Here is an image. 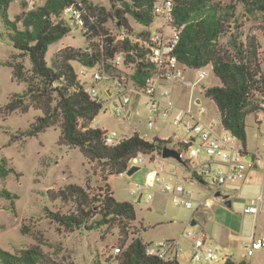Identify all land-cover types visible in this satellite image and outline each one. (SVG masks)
Returning <instances> with one entry per match:
<instances>
[{"label": "trees", "instance_id": "1", "mask_svg": "<svg viewBox=\"0 0 264 264\" xmlns=\"http://www.w3.org/2000/svg\"><path fill=\"white\" fill-rule=\"evenodd\" d=\"M13 0H0V17L7 27V34L16 52L8 65L12 79L26 85L23 92H15L2 107L3 115L31 109L42 113L35 117L28 136H37L48 128L58 126V143L69 148H79L90 162L102 164V179L123 174L131 158L139 154L162 155L171 139L155 137L147 140L139 133L122 139L117 144L105 142L104 131L91 126L96 116L104 110L102 101L93 100L80 82L73 61L94 67L105 64L110 73L125 74L138 84H144L153 65L148 51L131 40L135 34L147 32L133 26L131 19L141 26L153 20L157 0L119 1L120 7L107 9L90 0H45L33 8L15 14L12 20L9 9ZM245 13L258 17L264 28V0H234L224 4L218 0H175V16L184 25L176 53L182 63L199 69L213 64V72L220 84L207 87L205 95L211 98L219 111L223 127L241 142L247 153V116L264 110V70L261 44L258 37L242 30L237 15L238 5ZM24 5H27L24 2ZM68 8L81 11L85 30L82 34L88 49L67 46L60 49L51 65L46 60L49 47L71 32L66 20ZM115 23L118 33L108 28ZM230 32V40L222 38ZM124 35L118 39V35ZM117 55L123 56L121 66L113 65ZM25 59H28L27 66ZM185 146V145H182ZM13 168L6 159L0 160V178H6ZM100 194H92L89 186L69 183L58 190L48 191L52 201L71 205L69 212L48 210L53 221L67 230L95 228L109 224L120 234L121 252L108 264H180L177 259H164L150 255L145 242L137 231V213L133 202L119 201L110 184L101 187ZM11 198L15 194L3 191ZM97 215H100L97 218ZM96 217V218H94ZM93 218V223L88 224ZM23 232L25 228L23 227ZM45 253L39 245L22 249L18 254L0 247L2 264H42ZM225 264H247L228 257Z\"/></svg>", "mask_w": 264, "mask_h": 264}, {"label": "rangeland", "instance_id": "2", "mask_svg": "<svg viewBox=\"0 0 264 264\" xmlns=\"http://www.w3.org/2000/svg\"><path fill=\"white\" fill-rule=\"evenodd\" d=\"M36 5L42 4L45 0H35ZM94 4L104 6L110 9L120 7L119 1L110 0H90ZM224 4H229L234 0H218ZM26 0H13L9 9V15L12 20L15 14L22 12ZM237 15L243 24L242 30L246 33L255 34L261 44V57L264 63V28L263 23L258 17L247 15L242 4L238 5ZM71 12L65 13V17L71 26V32L51 44L46 54V60L49 65L52 64L56 53L67 46L88 49V43L82 34V26L75 24L70 19ZM133 26L141 28L131 19ZM108 28L114 33H118L115 23L110 22ZM222 38V42L227 43L230 40V32ZM16 52L12 42L7 34V27L0 17V160L6 159L8 166L13 171L6 177L0 178V247L14 254H18L22 249L39 245L44 253L45 258L42 264H108L115 261L114 249L121 248L119 240L120 234L117 228L109 224L96 226L88 229L86 227L67 230L53 221L48 214V210L63 213L71 210V205H65L60 201H52L49 198L48 191L51 189L58 190L69 183L88 185L92 194H100L101 187L104 184H110L116 198L119 201L133 202L137 213V231L145 242L157 243L166 237H177L182 240L183 257H180L181 264H198L191 260L189 247L190 241L186 240L183 232L197 230L206 232L215 244L223 246L229 241V235L223 231L224 227L230 228L231 232L250 233V229L255 222V216L241 214V210L235 206L221 209L219 203L212 204L205 215V223L199 222L192 226V219H196L194 209H189L182 204H177L173 196L164 192L160 187L145 188L141 201L138 196L132 194V188L136 184L145 185L147 175L151 170H159V173L165 175L168 181H180L195 191L196 197H213L210 188L201 186L197 182L191 184L186 177L184 167L173 158L153 157L152 160L146 156L144 162L140 163L141 167L133 175L114 174L110 175L108 181H103L102 164L95 161L90 162L79 148H69L58 143L60 128L53 126L46 131L35 136H28L27 132L31 129V124L35 117L41 114V111L31 109L27 113L16 111L8 115H3L2 107L8 103L10 96L15 92H23L26 85L18 83L12 79V68L8 62L12 60ZM27 66L28 59H25ZM76 69L78 78L84 84L93 82L92 76L83 77L79 74L82 64L78 61L72 62ZM97 68L100 66L97 65ZM264 70V64H263ZM208 76L204 78L198 86L193 89L178 84L167 85L166 88L173 90V98L179 107L189 105L190 95L196 98H202L203 106L208 108V112L203 115L206 121L215 122L219 125L220 117L215 103L201 92L200 86L206 87L218 85L219 80L215 76L211 67L207 68ZM187 78L196 81L198 73L195 69L187 71ZM101 92V99L104 103V109L93 121V124H100L101 127L107 128L109 133L115 132L117 140L123 137H129L134 133H139L147 140L155 136L161 138L172 137L174 140L186 138V129L181 125L173 122L172 116L162 118L154 115L147 105L149 98L142 95L137 101L136 108L139 113L130 121L124 115L116 114L117 106L120 105L118 87L114 80H101L97 83ZM111 87L114 95L109 96L105 90ZM135 101V100H134ZM133 101V102H134ZM261 115L264 118V110L259 114H250L247 117V134L248 145L253 151L263 150L264 144V121L260 127L256 121V116ZM155 117V127L149 128L148 121ZM231 145L240 148L238 140H233ZM247 158V157H246ZM247 163L248 160H247ZM163 169L160 170V167ZM176 170V175L172 176L171 170ZM210 183V180H207ZM15 194L11 198L3 191ZM153 195L148 199V194ZM213 199V198H212ZM214 201H217L215 199ZM233 211V216L228 213ZM100 215H97L99 218ZM96 218V217H94ZM93 218L88 224L93 223ZM171 220H175L171 222ZM257 235L264 231V213L257 215ZM23 227L26 232H23ZM246 227V228H245ZM236 231V232H235ZM253 232V231H252ZM234 249V256L237 261H245L247 264H264V249H260L252 256L245 257L246 249L241 245L240 240H231ZM224 247V246H223ZM0 264H2L0 262ZM212 264H218L216 262Z\"/></svg>", "mask_w": 264, "mask_h": 264}, {"label": "built area", "instance_id": "3", "mask_svg": "<svg viewBox=\"0 0 264 264\" xmlns=\"http://www.w3.org/2000/svg\"><path fill=\"white\" fill-rule=\"evenodd\" d=\"M29 8L36 5L35 0H26ZM70 11V19L75 24L82 26L85 30L81 11L78 9L68 8L65 13ZM154 20L149 26H143L147 32L145 36L135 34L131 40L148 51V60L152 62L153 68L151 73L146 77L144 84H138L128 75L110 73L106 70L105 64L94 67L82 65L79 74L83 77L92 76L93 82L83 84L84 91L93 99L102 101L101 92L97 83L101 80H114L118 87V97L120 105L117 106L116 114L124 115L125 118H131L134 115L132 109V100L138 95H146L149 98L147 105L151 112L162 118L172 116L176 125H181L186 129L187 136L180 142L182 145L175 148L181 152V156L189 169L190 175L205 184H210L217 190L231 182L243 180L247 176V153H243L241 148H235L231 142L236 139L230 131L226 130L221 124V130H218L215 122H209L203 119V115L208 111L199 98H192L190 104L185 107L176 105L173 98V90L166 88L168 84L173 87L181 84L194 88L208 76L207 67H213V64L202 67L197 70L198 79L196 81L187 78V71L191 68L181 62L176 50L184 25L177 22L175 16V0H157L154 7ZM124 35H118V39H123ZM113 65L121 66L123 56L117 55L112 61ZM80 80V79H79ZM105 92L113 96L114 92L111 87H107ZM103 102V101H102ZM155 126V117L148 121V127ZM103 130L105 142L108 145L117 144L115 132L109 133L99 124L92 126ZM146 154H139L129 161L128 169L133 165H139L144 161ZM255 159H264V154L256 152ZM250 163L251 160H248ZM127 169V170H128ZM126 170V172H127ZM125 172V173H126ZM210 180V183H207ZM154 186L160 187L164 192L173 194L174 201L177 204H184L191 208L194 206L192 191L183 184H173L166 181L165 177L159 172L153 171L147 175L145 185L136 184L132 189V194L139 196L145 188ZM264 191V182H263ZM153 195L148 194V199ZM199 201L198 205L203 204ZM207 204V202H206ZM245 213L258 215L264 213V193L251 199L244 206ZM194 228V227H193ZM185 237L190 240L191 259L204 264H225L228 255L220 251L219 246L209 240V236L200 230L194 228L184 233ZM246 256H252L256 251L264 249V236L254 237L248 240L245 245ZM115 253L121 252L120 247L114 249ZM146 251L150 255H156L164 259H177V254L181 251L177 240H163L157 243H149Z\"/></svg>", "mask_w": 264, "mask_h": 264}, {"label": "crops", "instance_id": "4", "mask_svg": "<svg viewBox=\"0 0 264 264\" xmlns=\"http://www.w3.org/2000/svg\"><path fill=\"white\" fill-rule=\"evenodd\" d=\"M140 27H141V25H139ZM143 27V26H142ZM141 27V28H142ZM141 28H139V29H141ZM208 67H211V66H208ZM207 67V68H208ZM212 69H213V67H211ZM192 69H195V68H191L190 70H192ZM200 69V68H199ZM196 71L198 70V69H195ZM218 80H219V78H218ZM219 84H220V80H219ZM185 87H190V86H186V85H184ZM212 86H214V85H212ZM208 87H210V86H208ZM200 88H201V92H203L204 93V95H205V89L207 88L204 84H202L201 86H200ZM193 89V88H192ZM206 96V95H205ZM141 96H138V95H136L134 98H133V100H132V109H133V111H134V115L131 117V118H128L130 121H132L133 120V118H134V116H136L138 113H139V111L137 110V109H135L136 108V105L138 104L137 103V101L139 100V98H140ZM207 97V96H206ZM192 98H196V97H194V95L193 94H191L190 95V98H189V104H190V100L192 99ZM209 98V97H208ZM199 99L201 100V103H202V105H203V100H202V98H200L199 97ZM211 99V98H210ZM135 100V101H134ZM212 100V99H211ZM134 101V102H133ZM213 101V100H212ZM214 102V101H213ZM215 103V102H214ZM216 105V104H215ZM217 107V106H216ZM207 108V107H206ZM218 109V108H217ZM207 110H208V108H207ZM104 111H106V109H104ZM151 111V110H150ZM261 111H263V110H261ZM261 111H259V112H255V113H251V114H259ZM208 112V111H207ZM206 112V113H207ZM219 112V111H218ZM205 113V114H206ZM250 115V114H249ZM219 117H220V114H219ZM248 117V116H247ZM94 121V120H93ZM256 121L258 122V124L260 125V127L263 125V121H264V118L261 116V115H257L256 116ZM209 122H212V121H209ZM99 124V123H98ZM221 124H222V122H221V117H220V121H219V125L217 126L218 127V130L220 131L221 130ZM94 125H97V124H93V122H92V124H91V126H94ZM100 125V124H99ZM101 126V125H100ZM155 127V126H154ZM153 127V128H154ZM105 128V127H104ZM107 129V128H106ZM143 137V136H142ZM155 137H158V136H155ZM154 137V138H155ZM124 138H127V137H123L122 139H124ZM161 138V137H160ZM146 139V138H145ZM163 139H171L172 140V145L171 146H169V147H172V148H178V147H181L182 146V143L180 142L182 139H178V140H174L172 137H169V138H163ZM152 140V139H151ZM236 140H238L237 138H236ZM239 141V140H238ZM240 142V141H239ZM240 144H241V142H240ZM263 147H264V144H263ZM240 148H241V146H240ZM177 150V149H176ZM179 151V150H178ZM261 152L262 154H264V149L263 150H257V151H253L252 149H250V147H249V145L247 144V159L248 160H251V162L250 163H248V169H247V176H246V178L245 179H243V180H239V181H236V182H231V183H228L227 185H225V186H223V187H221L220 189H216V188H214L212 185H210V184H205V183H203V182H201V181H199V180H196V179H194L191 175H190V173H189V169H188V167L186 166V163H185V161H184V163H180L183 167H184V169H185V172L187 173V177H186V179L191 183V184H194V183H198V184H200L201 186H205V187H207L208 186V188H210L209 190H212V196L213 197H203V198H199V197H196V195H195V191L193 190V189H191L190 187H188L187 185H185L183 182H180V181H175V182H173V181H168L167 180V177L165 176V175H163V174H161L160 173V175H162L163 177H165V179H166V181H168V182H170V183H173V184H183L186 188H188L189 190H191L192 191V194H193V201H194V206L193 207H191V208H189V207H187L186 205H184V204H182V205H184V206H186L187 208H189V209H194L195 210V214L197 215V217H196V221H197V224L199 223V222H201V223H205V215L206 214H208V212H209V210H208V208L212 205V204H217V203H219L220 205H221V209H224V210H227V209H225V208H227V207H232V206H235V208L236 209H239V210H241V214H243V215H246V214H250V215H254V214H251V213H245L244 212V206L251 200V199H253V198H257V197H259V196H261L263 193H264V191H263V182H264V159H255L254 158V154L256 153V152ZM146 156H149L151 159L153 158V157H156L157 159H159V158H163L162 157V155H156V153H152V154H146ZM146 156H145V158H144V161H145V159H146ZM157 159H152V160H157ZM165 159V158H164ZM174 159V158H173ZM176 160V159H175ZM143 161V162H144ZM177 161V160H176ZM178 162V161H177ZM137 166H139V165H137ZM163 169V166H161L160 167V170H162ZM153 171H157V172H159V170H151L150 172H153ZM149 172V173H150ZM171 173H172V176H175L176 175V170L175 169H172L171 170ZM124 174V173H123ZM126 174V173H125ZM136 186V185H135ZM134 186V187H135ZM133 187V188H134ZM132 188V189H133ZM151 188H153V187H151ZM151 188H149V189H151ZM217 191H221L223 194H228L229 195V199L231 200V205L230 206H227L226 205V200H223L221 197H216L215 196V194H216V192ZM143 194L144 193H142L140 196H141V199H142V196H143ZM149 194H151V193H149ZM168 194H171V193H168ZM172 196H173V194H171ZM140 196H139V198H140ZM139 198H138V201H139ZM213 198V199H212ZM215 199H217V201H214ZM173 200H174V197H173ZM141 201V200H140ZM139 201V202H140ZM199 201H203L204 203L203 204H201V205H198V202ZM175 202V201H174ZM206 202H207V204H206ZM176 203V202H175ZM228 213H230L232 216H233V211L232 210H229L228 211ZM256 218H255V222H254V224H252V226L250 227V229H248V228H246V230L247 231H250V233H242L241 235L239 234L238 235V233L236 234V233H234V232H231L230 230V228H228V227H224L223 228V231H225L226 233H228V235L230 236L229 237V241L231 242V240H240L242 243H241V245L244 247V245H245V243L248 241V240H251V239H253L254 237H259V236H264V231L261 233V234H259V235H257V215H254ZM192 220H194V219H192ZM175 220H171V222H174ZM192 222V221H191ZM192 226H195V225H192ZM195 228V227H194ZM253 231V232H252ZM186 231H184L183 232V234L185 233ZM236 232V231H235ZM206 233V232H205ZM207 234V233H206ZM208 235V234H207ZM185 236V235H184ZM209 236V235H208ZM186 238V237H185ZM164 240H177L178 241V243H179V245H180V248H181V251L177 254V260L179 261V263L181 264V261H180V257H183V249H182V245H181V242H182V240L180 239V238H177V237H166V239H164ZM186 240H187V238H186ZM209 240L213 243V244H215L214 243V241L209 237ZM161 241H163V240H161ZM188 241V240H187ZM190 241V240H189ZM230 242H228V241H226V243H224V247L223 246H220L219 244H215V245H217V246H219V248H220V251L221 252H224V253H226L227 255H228V257H231L232 259H234L235 261H237V259H236V257L234 256V247L232 246V244L230 243ZM150 243H153V242H150ZM190 243V247H191V242H189ZM190 247H189V252H190ZM245 248V247H244ZM245 257H247L246 256V254L244 255ZM190 259H191V255H190V257H189ZM192 260V259H191ZM197 262V261H196ZM237 262H239V261H237ZM198 264H204L203 262H198Z\"/></svg>", "mask_w": 264, "mask_h": 264}, {"label": "water", "instance_id": "5", "mask_svg": "<svg viewBox=\"0 0 264 264\" xmlns=\"http://www.w3.org/2000/svg\"><path fill=\"white\" fill-rule=\"evenodd\" d=\"M162 157L163 158H174L176 159L178 162L180 163H184L183 161V158L181 156V152L172 148V147H169V146H166L163 151H162ZM141 167L140 166H137V165H133L131 166L126 174L131 176L133 175L136 171H138ZM216 197H221L223 200H226V205L227 206H230L231 205V200L229 199V195L228 194H223L221 191H217L216 194H215ZM141 200V196L139 198V201ZM192 225H196L197 224V221L194 219L192 220L191 222Z\"/></svg>", "mask_w": 264, "mask_h": 264}]
</instances>
